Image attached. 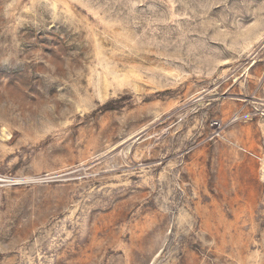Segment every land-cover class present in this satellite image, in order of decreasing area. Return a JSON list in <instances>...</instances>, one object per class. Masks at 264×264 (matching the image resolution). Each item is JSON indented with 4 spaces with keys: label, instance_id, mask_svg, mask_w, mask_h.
Instances as JSON below:
<instances>
[{
    "label": "rangeland",
    "instance_id": "obj_1",
    "mask_svg": "<svg viewBox=\"0 0 264 264\" xmlns=\"http://www.w3.org/2000/svg\"><path fill=\"white\" fill-rule=\"evenodd\" d=\"M0 264H264V0H0Z\"/></svg>",
    "mask_w": 264,
    "mask_h": 264
},
{
    "label": "built area",
    "instance_id": "obj_2",
    "mask_svg": "<svg viewBox=\"0 0 264 264\" xmlns=\"http://www.w3.org/2000/svg\"><path fill=\"white\" fill-rule=\"evenodd\" d=\"M212 126H216V123H212Z\"/></svg>",
    "mask_w": 264,
    "mask_h": 264
}]
</instances>
